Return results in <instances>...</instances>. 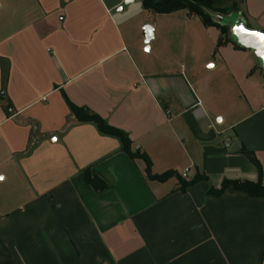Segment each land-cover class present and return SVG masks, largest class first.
Here are the masks:
<instances>
[{
  "label": "crops",
  "instance_id": "1",
  "mask_svg": "<svg viewBox=\"0 0 264 264\" xmlns=\"http://www.w3.org/2000/svg\"><path fill=\"white\" fill-rule=\"evenodd\" d=\"M124 1L0 0V264H264V197L208 194L258 179L243 147L264 170V69L188 9ZM239 14L264 32V0Z\"/></svg>",
  "mask_w": 264,
  "mask_h": 264
},
{
  "label": "trees",
  "instance_id": "2",
  "mask_svg": "<svg viewBox=\"0 0 264 264\" xmlns=\"http://www.w3.org/2000/svg\"><path fill=\"white\" fill-rule=\"evenodd\" d=\"M142 4L146 10L156 14L169 13L179 9H188L189 14L198 16L206 27H216L220 30L221 35L217 42V46L219 47L227 42L233 41L229 25L223 24L222 21L223 18L228 15L233 13L239 14L241 0H142ZM216 15H220L221 17L218 19ZM235 46L237 48H243L237 43H235ZM69 105L79 121L94 122L101 132L118 137L121 140L123 151L127 153L130 158L143 159L146 163V174L148 178L166 181L178 175L174 170H168L161 174H154L152 172V161L150 157L140 150H132V141L128 133L109 125L105 119L86 107H78L72 103ZM242 152L255 165L258 179L252 181L227 178L222 181L220 187H210L208 194L220 197L227 189L233 188L237 191L247 193L251 197H264L263 167L254 153L244 147L242 148ZM202 180H209V177L207 175L197 174L191 180L181 179L179 189L184 193L189 186ZM84 181L96 191H103L107 188V183L99 176L94 175L89 168L84 171Z\"/></svg>",
  "mask_w": 264,
  "mask_h": 264
},
{
  "label": "water",
  "instance_id": "3",
  "mask_svg": "<svg viewBox=\"0 0 264 264\" xmlns=\"http://www.w3.org/2000/svg\"><path fill=\"white\" fill-rule=\"evenodd\" d=\"M134 1L135 0H125L124 4L128 5ZM222 23L229 25L233 42L245 49L253 51L258 58L260 66L264 69V55H262V53H264V43H262L258 37L246 35L245 33L237 31V29L243 27L247 32H259L262 34H264V32L249 28L246 18L240 14L227 17L223 19ZM144 31L146 35L145 44L147 45V49H149V44L154 38V28L151 25H146Z\"/></svg>",
  "mask_w": 264,
  "mask_h": 264
},
{
  "label": "snow or ice",
  "instance_id": "4",
  "mask_svg": "<svg viewBox=\"0 0 264 264\" xmlns=\"http://www.w3.org/2000/svg\"><path fill=\"white\" fill-rule=\"evenodd\" d=\"M237 31L245 33L246 35H251V36H255L258 37L262 43H264V34L259 33V32H247L246 29H244L243 27H240L237 29ZM262 55H264V53H262ZM0 179H3V177H0Z\"/></svg>",
  "mask_w": 264,
  "mask_h": 264
},
{
  "label": "built area",
  "instance_id": "5",
  "mask_svg": "<svg viewBox=\"0 0 264 264\" xmlns=\"http://www.w3.org/2000/svg\"><path fill=\"white\" fill-rule=\"evenodd\" d=\"M122 1H124V0H122ZM167 116L168 117H170V112L169 111H167ZM188 169H185L184 171H183V173H182V176L184 177V178H187V176H188Z\"/></svg>",
  "mask_w": 264,
  "mask_h": 264
},
{
  "label": "rangeland",
  "instance_id": "6",
  "mask_svg": "<svg viewBox=\"0 0 264 264\" xmlns=\"http://www.w3.org/2000/svg\"><path fill=\"white\" fill-rule=\"evenodd\" d=\"M230 4H231V2H230ZM237 13H233V14H231V15H228V16H226V17H224L223 19H225V18H227V17H230V16H232V15H236ZM216 17L219 19L221 16L220 15H216Z\"/></svg>",
  "mask_w": 264,
  "mask_h": 264
}]
</instances>
